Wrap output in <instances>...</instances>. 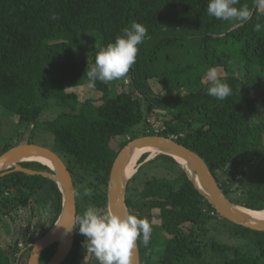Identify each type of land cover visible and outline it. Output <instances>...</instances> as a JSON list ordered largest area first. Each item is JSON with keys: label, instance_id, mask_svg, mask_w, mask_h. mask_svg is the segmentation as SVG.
<instances>
[{"label": "trees", "instance_id": "trees-1", "mask_svg": "<svg viewBox=\"0 0 264 264\" xmlns=\"http://www.w3.org/2000/svg\"><path fill=\"white\" fill-rule=\"evenodd\" d=\"M208 3L209 0H0V107L14 113L19 123L35 129L42 114L39 93L61 106L54 119L42 124L54 137L55 151L67 166L74 189L77 183L87 180L83 175H91L107 187L112 164L128 141L146 135L171 138L172 132L176 135L173 140L204 160L229 198L223 187L238 184L255 171V164L264 155V114L255 99L241 92L249 76L257 70L264 71V30L254 31L256 23L264 25V12L259 11L257 0H239L236 7L247 5L253 14L248 21L237 24L210 16ZM133 22L147 29L148 38L138 46L136 62L127 74L132 89L117 90L115 85L97 81L92 90L101 95L80 103L78 96L66 88L85 85V73L99 49L113 43ZM86 33L97 34L100 40L92 54L78 60L75 51L80 49ZM193 51L195 56L184 63L186 54ZM210 67L224 69L220 78L230 85L232 95L224 100L208 96L207 81L196 91L181 92L199 83ZM239 68L242 77L235 75ZM154 79L162 83L164 94L152 91L150 81ZM158 110L170 112L164 129L138 134L135 130L142 123L150 125L148 116ZM183 130L184 136L180 133ZM8 148H3L0 155ZM166 158L181 173L170 182L154 185L153 189L164 192L148 203L153 231L147 247L138 241L140 264H181L187 257L201 258L195 230L220 218L174 159ZM20 165L50 171L38 162ZM47 184L58 196L56 220L62 197L53 181L22 172L0 177V226L12 212L27 207L31 197ZM129 189L128 186L126 204L131 212ZM106 195L102 192L93 197L97 208L106 207ZM259 200L264 203V181L259 192L248 191L244 199L231 201L262 211L264 206L257 204ZM154 209L159 212L157 225L151 222ZM238 227L255 236L259 259L235 250L234 257L223 264H262L264 232ZM158 238L165 242L156 250L153 243ZM83 248L87 250V242ZM210 249L220 253L231 247L213 241ZM26 257L27 251L18 256L0 247V264H13L12 258L15 264H26ZM79 258V250H73L65 261L71 259L78 264Z\"/></svg>", "mask_w": 264, "mask_h": 264}, {"label": "rangeland", "instance_id": "rangeland-1", "mask_svg": "<svg viewBox=\"0 0 264 264\" xmlns=\"http://www.w3.org/2000/svg\"><path fill=\"white\" fill-rule=\"evenodd\" d=\"M258 9L261 12H264V7H260L258 5ZM100 37L97 34L86 33L82 37V44L80 49L75 51L77 59H81L83 56H88L93 53L96 48ZM195 51L188 52L186 54V58L183 60L184 63H188L192 60V57L195 56ZM178 62L175 66L179 67ZM183 63V64H184ZM238 65V64H235ZM237 67H235L236 69ZM234 69V70H235ZM235 71V75L242 77V69ZM217 71L220 76L224 75V69L221 67L217 68ZM250 78L247 80L245 86L241 87V92L244 95H247L257 101L259 104L260 111L264 114V71L257 70L253 73V76H249ZM128 76L126 75L123 78L108 82L110 85H115L117 90H121L122 88L129 91L132 88L128 84ZM127 80V81H125ZM206 80L203 78L199 83L195 85H190L189 87L183 88L181 92H191L199 89ZM150 86L152 91L155 94H164L163 85L158 79H154L150 81ZM67 92H73L78 96L79 102H83L88 98L96 99L101 94L92 89H88L86 86L79 85L76 87L66 88ZM39 104L42 107V114L38 119V123L36 124L35 129H32L31 126H27L24 123H19L18 117L7 110H4L0 107V152L3 148L9 147L8 149L25 143H31L37 146L45 147L50 150H53L56 154H58L55 149L57 144L54 140L52 133L44 129L43 122L54 119L57 114H59L62 110L61 106L53 100L52 98H46L45 95L39 93ZM146 104H144V115H147ZM149 117V124L142 123L137 130L138 134H145L150 131H158L163 130L165 121L170 119V112L167 110H158L152 113ZM149 126V127H148ZM151 128H154L151 130ZM181 135H185V130L180 131ZM170 136L176 137L172 132H169ZM171 137V138H172ZM127 139L128 138H124ZM57 150V149H56ZM145 156V158H143ZM167 156V155H166ZM165 154H155L149 156L147 154L143 155L137 163L136 169L132 177L129 178L127 188L130 187L128 192V197L131 200L130 210L132 213L138 215L141 218H147L149 215L148 203L154 197L160 193H163L164 190L153 189L154 185L165 183L166 181L170 182L172 179L177 177L181 171H179L178 167L173 164L169 159H167ZM173 159V158H172ZM255 171L249 172V174L241 178L238 184L233 183L232 186H227L223 188H227L226 191L228 193L229 200L233 199H244L248 196V191L253 193H257L261 190L263 181H264V155L263 160L259 161V163L255 164ZM181 170V169H180ZM183 171V170H182ZM83 178L87 179L80 185H75V198L78 207V216L82 215L83 212L90 206H95L93 203V197L99 193L106 192L107 187L98 182V179L89 175H83ZM222 181H225L223 176H219ZM75 180L77 178L75 177ZM90 190V192H89ZM88 193V194H86ZM127 194V192H126ZM258 205L264 206L262 200L257 202ZM28 206V205H27ZM96 207V206H95ZM107 211V208H104ZM30 212V210H29ZM34 214V209L32 208V212ZM158 210L154 209L151 211L152 215V223L159 224L158 219ZM13 220L20 221L22 218L25 219L24 223L21 221V224H24L27 227V232L30 231L31 227H33V218L29 215H24L21 213L12 212L9 217ZM9 218L5 217V221L8 223L9 227L13 224ZM7 224L4 222L0 226V247L5 251H11L16 255L21 252L24 254L27 251L28 256V248L32 243L31 241L22 238L18 241H14L10 237V232L7 231ZM29 230V231H28ZM8 232V233H7ZM195 235L201 243V251L202 256L199 259L187 257L181 264H223L226 260H229L234 257V251L238 250L242 253H245L251 257H255L259 259L258 249L255 244V236L252 233L243 231L241 232L239 227L231 222H226L223 219L215 217L212 219L206 226L202 227V229L195 230ZM12 239V241H11ZM8 241V243H7ZM213 241L219 242L220 244H226L231 247V250L215 253L210 249V245ZM14 242V243H13ZM163 242V238H158L156 243L160 244ZM30 244V245H29ZM143 245V243L141 242ZM86 238L79 233L78 227L74 234V242L71 251L79 250L80 256H82V260L78 259V264H98V261L95 259L93 255H91L87 250H85ZM144 247V245H143ZM162 245H154L153 248L156 250L161 249ZM19 249L16 252V249ZM57 252V245H52L48 249H46L40 258L39 264H48L55 256ZM144 253H146V249L144 248ZM23 260L25 263L27 258ZM15 262V258H12ZM13 262V264H15ZM73 264L71 259H68L64 262V264ZM261 263L264 264V261L261 260Z\"/></svg>", "mask_w": 264, "mask_h": 264}, {"label": "water", "instance_id": "water-1", "mask_svg": "<svg viewBox=\"0 0 264 264\" xmlns=\"http://www.w3.org/2000/svg\"><path fill=\"white\" fill-rule=\"evenodd\" d=\"M145 147L158 150L160 154L173 158L178 164H180L178 159L181 158L192 174L184 170L186 176L221 218L252 231L264 232V220H253L239 211L238 205L224 195L210 169L198 154L172 138L159 135H146L132 139L120 150L112 164L107 183V211L118 215L129 213L126 204L129 179L125 180L124 169L132 153ZM36 157L48 160L52 166L51 169L49 168L50 171H36L20 165L23 162H36L27 160ZM11 172L39 175L57 185L62 197L60 213L50 229L33 242L26 264H39L42 253L52 245H57V252L48 264H62L69 256L74 242L75 228L69 231L67 227L72 225L77 216L75 190L67 166L53 150L25 143L14 146L0 155V177ZM196 182L207 191L209 199L203 195ZM132 264H140L139 248L133 252Z\"/></svg>", "mask_w": 264, "mask_h": 264}, {"label": "clouds", "instance_id": "clouds-1", "mask_svg": "<svg viewBox=\"0 0 264 264\" xmlns=\"http://www.w3.org/2000/svg\"><path fill=\"white\" fill-rule=\"evenodd\" d=\"M237 4L239 0H209L207 13L223 21L244 23L251 18L252 9L247 5L238 8ZM257 4L264 7V0H257ZM261 30H264V25L256 23L254 31ZM146 38L147 29L139 23L133 22L130 28L123 29V34L117 36L113 43L101 47L97 52L94 63L85 73L86 87L95 89L97 81L107 83L125 77L136 62L138 46ZM204 79L208 82V96L224 100L232 95L230 85L220 78L216 67L208 68ZM76 227L86 238L87 251L98 264H132L138 241L147 247L153 231L147 218L132 212L118 215L95 206L88 207L82 215L76 216L67 230Z\"/></svg>", "mask_w": 264, "mask_h": 264}, {"label": "crops", "instance_id": "crops-1", "mask_svg": "<svg viewBox=\"0 0 264 264\" xmlns=\"http://www.w3.org/2000/svg\"><path fill=\"white\" fill-rule=\"evenodd\" d=\"M83 86H86V84ZM57 204H58V196L51 189L49 184L45 185L44 188H42L40 191H38L36 194H34L31 197L27 207H22V208L15 211L16 213H21V214H24L27 216L29 215V217L32 216L33 227H31L30 231L28 230L29 232H27V227L24 224H21V221L24 223V221H25L24 218H22L20 221L13 220V219L9 218V220L12 221L14 224L11 227H9L10 224L8 225V223L5 221V223L7 224V228H8L7 231L10 232V237L12 239H14V241H18L17 240L18 238L20 240H22V238H24V239H26V241L30 240L31 241L30 243L33 244V242L35 240H37L42 235H44L50 229V227L53 225L54 220H55V216H56ZM32 208L34 209V214L31 213ZM29 210H30V212H29ZM12 239H11V241H12ZM164 242L165 241L161 242L160 244L159 243L157 244L155 242L153 244L154 245H163ZM7 243H8V241H7ZM20 255H21V252H19L18 256H20ZM82 258L83 257L80 256V260H82ZM153 263L154 262H152V264Z\"/></svg>", "mask_w": 264, "mask_h": 264}, {"label": "bare ground", "instance_id": "bare-ground-1", "mask_svg": "<svg viewBox=\"0 0 264 264\" xmlns=\"http://www.w3.org/2000/svg\"><path fill=\"white\" fill-rule=\"evenodd\" d=\"M158 153H161L159 152L158 150L156 149H153V148H150V147H145V148H141V149H138L136 150L135 152L132 153L130 159L128 160V163L124 169V178L125 180L129 179L130 177H132V175L134 174L135 172V169H136V166H137V163L138 161L140 160V158L147 154L149 156H152V155H155V154H158ZM28 161H36L42 165H45L47 166L48 168L51 169V165L49 163L48 160L44 159V158H41V157H36V158H29L27 159ZM175 161V160H174ZM178 161L180 162V164H178V162H176L179 167L184 171H188V173L190 175L191 174V171L188 167V165L181 159L179 158ZM196 184L198 185V187L200 188L201 192L203 193V195L206 197V198H210L209 197V194L207 193V191L202 188L198 182H196ZM238 210L241 211L244 215H246L247 217H250L251 219L253 220H256V221H261V220H264V210L262 211H251L249 209H245L244 207H241V206H237Z\"/></svg>", "mask_w": 264, "mask_h": 264}, {"label": "built area", "instance_id": "built-area-1", "mask_svg": "<svg viewBox=\"0 0 264 264\" xmlns=\"http://www.w3.org/2000/svg\"><path fill=\"white\" fill-rule=\"evenodd\" d=\"M210 214H211L212 216H214L215 212L211 211Z\"/></svg>", "mask_w": 264, "mask_h": 264}]
</instances>
